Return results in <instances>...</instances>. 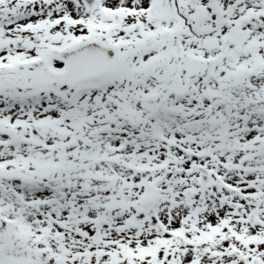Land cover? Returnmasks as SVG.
I'll use <instances>...</instances> for the list:
<instances>
[{
  "label": "snow or ice",
  "instance_id": "1",
  "mask_svg": "<svg viewBox=\"0 0 264 264\" xmlns=\"http://www.w3.org/2000/svg\"><path fill=\"white\" fill-rule=\"evenodd\" d=\"M0 264H264V0H0Z\"/></svg>",
  "mask_w": 264,
  "mask_h": 264
}]
</instances>
